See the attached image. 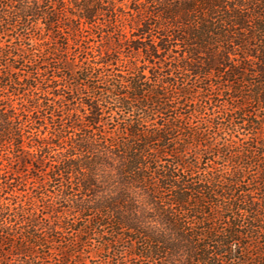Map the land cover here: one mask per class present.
Returning a JSON list of instances; mask_svg holds the SVG:
<instances>
[{"label":"trees","instance_id":"1","mask_svg":"<svg viewBox=\"0 0 264 264\" xmlns=\"http://www.w3.org/2000/svg\"><path fill=\"white\" fill-rule=\"evenodd\" d=\"M122 255L264 264V0H0V264Z\"/></svg>","mask_w":264,"mask_h":264},{"label":"rangeland","instance_id":"2","mask_svg":"<svg viewBox=\"0 0 264 264\" xmlns=\"http://www.w3.org/2000/svg\"><path fill=\"white\" fill-rule=\"evenodd\" d=\"M203 162H205V160H203ZM119 262H124L125 264H132L133 262H135L132 258L130 257H125V255H122L120 257V261Z\"/></svg>","mask_w":264,"mask_h":264}]
</instances>
